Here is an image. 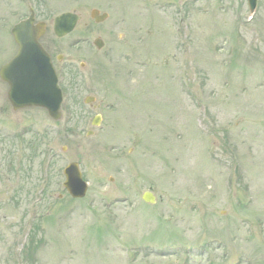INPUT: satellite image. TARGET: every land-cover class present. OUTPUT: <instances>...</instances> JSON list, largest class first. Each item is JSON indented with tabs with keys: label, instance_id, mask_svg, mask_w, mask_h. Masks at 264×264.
Instances as JSON below:
<instances>
[{
	"label": "rangeland",
	"instance_id": "1",
	"mask_svg": "<svg viewBox=\"0 0 264 264\" xmlns=\"http://www.w3.org/2000/svg\"><path fill=\"white\" fill-rule=\"evenodd\" d=\"M2 1L0 29L38 8L65 97L14 109L0 77V264H264V0Z\"/></svg>",
	"mask_w": 264,
	"mask_h": 264
},
{
	"label": "water",
	"instance_id": "2",
	"mask_svg": "<svg viewBox=\"0 0 264 264\" xmlns=\"http://www.w3.org/2000/svg\"><path fill=\"white\" fill-rule=\"evenodd\" d=\"M249 2L251 9H254L255 0H249ZM93 16H96L97 21H101L107 17V14L100 16L95 10ZM79 18V15L74 12H64L58 15L54 21L56 34L64 36L71 32L76 27ZM38 27H41L40 34H43L44 23L35 25L32 16L14 26L20 50L2 67L1 76L10 84L9 98L15 109L25 106H41L47 108L52 117L59 118L62 92L57 83L51 57L38 41L37 34L33 33L37 32ZM95 43L98 47L103 45L99 38ZM64 173L66 176L64 185L68 192L76 198L85 196L88 184L83 179L78 162H71L65 168ZM143 198L153 202L155 196L151 192H146Z\"/></svg>",
	"mask_w": 264,
	"mask_h": 264
},
{
	"label": "flooded vegetation",
	"instance_id": "3",
	"mask_svg": "<svg viewBox=\"0 0 264 264\" xmlns=\"http://www.w3.org/2000/svg\"><path fill=\"white\" fill-rule=\"evenodd\" d=\"M19 1H20V5H21V4L24 5V4H26V2H28V0H19ZM0 2H3V1L0 0ZM31 8H33V7L30 6L29 9L31 10ZM19 9H21V7H20V8H17V10H19ZM34 9H35V17H36L35 22H39L40 19H38V17H37V15H38V13H39L38 8H34ZM27 16H28V14H24V15H22L21 17H19V18L13 23V25H14L15 23L19 22L20 20H22L23 18L27 17ZM1 28L4 29V31L7 32L8 39H9L10 43H12L10 39L12 38V39L14 40V36H13V34H12V28H13V27H1ZM2 29H0V31H2ZM37 32H38V30H37ZM44 35H45V34H44ZM44 35L40 37V41H42ZM14 41H15V40H14ZM47 50L51 53V51H50L48 48H47ZM51 55H52V58H53V54H52V53H51ZM83 64H84V63H83ZM91 105H93V103H92ZM99 106H100V104H99Z\"/></svg>",
	"mask_w": 264,
	"mask_h": 264
},
{
	"label": "bare ground",
	"instance_id": "4",
	"mask_svg": "<svg viewBox=\"0 0 264 264\" xmlns=\"http://www.w3.org/2000/svg\"><path fill=\"white\" fill-rule=\"evenodd\" d=\"M97 12H99V10H97ZM78 15H79V20H78V22L80 21V19H81V15L78 13ZM255 18V17H254ZM256 19V18H255ZM58 38H62V37H64V36H57Z\"/></svg>",
	"mask_w": 264,
	"mask_h": 264
}]
</instances>
